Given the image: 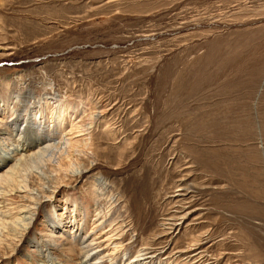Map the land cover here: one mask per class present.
<instances>
[{
    "label": "rangeland",
    "instance_id": "374dc122",
    "mask_svg": "<svg viewBox=\"0 0 264 264\" xmlns=\"http://www.w3.org/2000/svg\"><path fill=\"white\" fill-rule=\"evenodd\" d=\"M34 101L56 139L99 119L57 171L47 157L21 167L45 187L22 237L1 233L0 264L80 263L74 238L48 236L51 205L65 211L71 192L91 254L111 233L129 258L160 247L148 264H264V0H0V157ZM99 212L119 231L92 228Z\"/></svg>",
    "mask_w": 264,
    "mask_h": 264
},
{
    "label": "bare ground",
    "instance_id": "6f19581e",
    "mask_svg": "<svg viewBox=\"0 0 264 264\" xmlns=\"http://www.w3.org/2000/svg\"><path fill=\"white\" fill-rule=\"evenodd\" d=\"M36 102L34 101L33 103L30 102L29 104L24 105L20 111L14 114L13 119L19 116V120L20 119L22 120V125H25L26 128L21 129L17 133V138L15 139L16 146H13L10 149L11 150L10 152L7 151L2 157H0V235L1 233H4L5 236H8L10 234H13L14 232L13 235L18 233V235L22 237L28 225L32 221L34 211L36 210V207L34 205H37L40 203V193L43 194V191H44L43 190V187H45L44 184H41V185L39 184L40 185L39 188L33 187L31 184H29L28 180L30 177V173H33L32 172L33 170L30 169L29 171H26V174L19 173L21 167L22 166L24 167L28 163L30 164V162L32 161L34 162L37 159H40V158L42 159V158L47 157V159H49V161L52 164L53 163L56 164V165L54 164L53 165L56 168L54 169V171H57V168L59 169L62 165H64V164H61L62 162L60 160V157H61L60 153L65 148H68L71 145L70 140L72 139V137L88 134L91 131V128L95 127V125L97 124L96 121L99 119L96 115H93V113L89 114V118H88L89 121L85 124L81 123L82 122L81 119H77L74 123H72L71 127L67 131H65L63 134L60 133L61 136L59 137V139H56L57 137L55 136V134L48 132L50 130H48L46 126L41 124L42 123V116L40 112L41 107L40 106L38 107L37 106L38 104ZM96 103H93V104H96ZM64 106H65L64 102L61 101V99L58 100L57 107H59V109L60 108L63 109L66 107ZM3 109L0 108V112ZM91 109H92V106H91ZM61 114L60 116L59 114L58 116L56 115L57 117L55 116L56 118L55 122L56 124L60 126L66 120V118L63 117L64 114L63 116H61ZM17 121L18 119L16 120V122L13 120L12 127L14 123H17ZM49 126H51V124H49ZM32 127L34 128V130H37V131L35 132L32 129ZM27 128H30L31 130H26ZM74 142H77L79 144L78 146H81L84 149H88L93 146V151H94L95 145L91 141L90 137L88 138V141L86 140V137L85 138L82 137L80 139H76V141ZM34 144L37 147L35 149L32 148L33 150H31L30 147L33 146ZM67 154L68 153H66L65 157L68 156ZM82 160L83 162H86L87 157L82 156ZM64 163L66 164V162ZM48 165H51V164H48ZM89 165L90 164L83 163V167L81 169L76 167L75 170L71 169L70 171H67V170L65 171H67L66 173H69V172L72 173L71 171H73L74 175L77 176L81 174L83 171H86V169L84 168H88ZM35 174H37L39 178L46 180V183L48 181H51L54 178L53 173H49L45 175L42 168L39 169V171H35ZM15 194L17 195L15 196ZM68 195H69V197L67 196L68 198L64 197L66 199V202L68 203L67 206L64 207L65 211L58 212L56 210V205L52 204L51 210H49L48 214L46 215V219L49 222L48 236L53 237L55 236V233L59 231V232L68 233L70 237L74 238L78 244V249L80 252V257H79L80 263L79 264H105L104 261H108L109 262L108 264H112L117 261L116 260L117 258H120V260L123 261L124 264H148V262H150V260H152L155 257L154 252L161 250L160 247H154L153 243L146 242V246L138 250L136 249V254L133 257L129 258L127 257V253L131 249L130 245L125 244L123 246V244H121L120 241L119 242L114 241L113 234L109 233V234H106L100 240V242L104 241L105 244L102 247L99 246L97 250H94V251H97L95 254L89 253L90 250L92 249L90 248V246L94 243V240H96L95 237L93 236L94 231L90 229L87 232H83L82 236L79 235L82 232V229L84 227L86 216L84 217L85 214L82 216L81 205H78L77 198L73 194V192L69 193ZM14 197H19L20 200L22 199L23 201L21 202L22 204H17L16 202V205L11 206L13 204L11 200ZM108 206L110 207V204ZM109 210H111V207L109 208ZM66 213L70 214V215H66V216H69L68 219L70 218L68 221H66V218H64V214ZM113 213L114 212H112V214L108 218H105L107 214L104 215V214H101L100 212L97 213L96 215L98 214L103 215L102 217L105 219L102 218L101 220H98L97 223L93 224L92 228H95L96 226L98 228V226H100L102 223L108 221L107 222L109 225L108 232L109 231L111 232L119 231L117 229H120L122 225L115 223L116 219ZM79 215H81L82 217H80ZM172 216H170L169 220H175V218H173L174 216L173 217ZM181 217L182 215L178 217V219H180ZM81 220H83V226L82 224H80ZM166 224L169 226V228L174 225V223H170V221L169 223H166ZM109 242L110 243L114 242L113 246H111L113 250L111 252L107 251L103 253L104 249L107 247V244ZM44 244H48V243L44 242ZM38 245L42 249L41 246H43V242L39 243ZM188 249L186 250L188 251ZM191 255H197V254L194 252V253H191ZM105 257L106 259L103 261L102 259ZM146 260H148V262H146Z\"/></svg>",
    "mask_w": 264,
    "mask_h": 264
}]
</instances>
